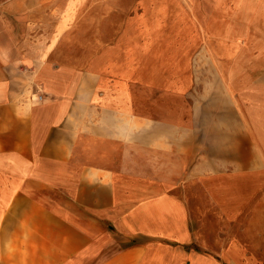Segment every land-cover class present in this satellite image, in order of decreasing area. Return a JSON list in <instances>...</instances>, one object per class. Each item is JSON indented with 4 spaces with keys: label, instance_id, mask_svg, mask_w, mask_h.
<instances>
[{
    "label": "rangeland",
    "instance_id": "374dc122",
    "mask_svg": "<svg viewBox=\"0 0 264 264\" xmlns=\"http://www.w3.org/2000/svg\"><path fill=\"white\" fill-rule=\"evenodd\" d=\"M27 3L40 9L33 31L56 35L53 57L63 53L57 61L100 74L97 103L121 112L124 100L132 115L151 120L118 121L121 129L156 135L146 141L157 152L136 147L128 163L150 177L136 202L162 189L157 179H165L171 184L163 192L188 194L193 234L191 243L163 241L166 252H153L169 264H264V0ZM68 3L70 19L58 27ZM178 141L201 149L214 174L191 184L185 174L180 179ZM44 202L56 208L52 198ZM104 232L84 264H103L131 244L111 226Z\"/></svg>",
    "mask_w": 264,
    "mask_h": 264
},
{
    "label": "crops",
    "instance_id": "0c3cea01",
    "mask_svg": "<svg viewBox=\"0 0 264 264\" xmlns=\"http://www.w3.org/2000/svg\"><path fill=\"white\" fill-rule=\"evenodd\" d=\"M39 10L27 0H0V264H84L106 226L131 244L103 264H169L153 251L166 252L159 247L163 241L193 240L188 194L175 198L163 192L171 183L157 179L163 188L136 202L149 190L150 177L132 172L128 163L136 147L157 152L146 141L156 135L129 123L121 129L118 122L151 120L136 118L124 100L121 112L97 103L100 74L53 57L56 35L31 28ZM70 10V3L61 7L58 27L70 19ZM45 14L51 18L52 10ZM191 146L178 141L173 153L180 158L178 177L185 174L190 184L214 174L199 158L201 149ZM183 182L186 191L189 183Z\"/></svg>",
    "mask_w": 264,
    "mask_h": 264
}]
</instances>
